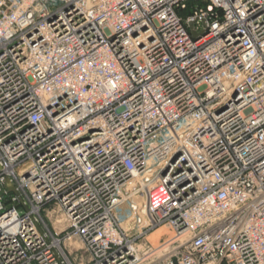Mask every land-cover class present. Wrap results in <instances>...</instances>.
<instances>
[{
	"label": "built area",
	"instance_id": "1",
	"mask_svg": "<svg viewBox=\"0 0 264 264\" xmlns=\"http://www.w3.org/2000/svg\"><path fill=\"white\" fill-rule=\"evenodd\" d=\"M0 191V264H264V0H0Z\"/></svg>",
	"mask_w": 264,
	"mask_h": 264
},
{
	"label": "bare ground",
	"instance_id": "2",
	"mask_svg": "<svg viewBox=\"0 0 264 264\" xmlns=\"http://www.w3.org/2000/svg\"><path fill=\"white\" fill-rule=\"evenodd\" d=\"M137 202L139 204L143 203V199L141 196H137L136 198ZM149 237V236H148ZM151 245L150 247L143 248L139 251H142L141 258L139 257V251L134 248L136 261L133 264L138 263L139 261H145L146 257H152V256H163L167 252V247L169 246V241L173 239L174 236H172V233L167 228H159L157 229L153 234H151ZM145 258V259H144Z\"/></svg>",
	"mask_w": 264,
	"mask_h": 264
},
{
	"label": "rangeland",
	"instance_id": "3",
	"mask_svg": "<svg viewBox=\"0 0 264 264\" xmlns=\"http://www.w3.org/2000/svg\"><path fill=\"white\" fill-rule=\"evenodd\" d=\"M120 213V215L121 216H124V215H126V210L125 209H123V211H121V212H119ZM123 213V214H122ZM163 228H167L171 233H172V236H174V233H173V231L171 230V229H169L168 227H166V226H162ZM161 228V227H160ZM159 229V228H158ZM157 230V229H156ZM156 230H154V231H152V232H150L149 234H147L144 238H142V239H137L136 241H135V248L139 251V250H141V249H145V248H147V247H150V245H151V234H153ZM132 232V231H131ZM133 235H136V233H132ZM149 236V237H148ZM178 246L179 244H175V245H172V246ZM72 247H75V248H77V249H80L81 247H82V244H81V242L79 241V240H73V244H72ZM170 247L171 246H168L167 247V253L166 254H164L163 256H157V255H155V256H152V257H146V260L145 261H139L138 263H136V264H158L162 259H164L165 257H167L168 256V254H169V251H170ZM139 257L141 258L142 256H141V254H142V251H139ZM75 256H76V253L74 252V254H72L71 255V258L72 259H74L75 258ZM145 259V258H144Z\"/></svg>",
	"mask_w": 264,
	"mask_h": 264
},
{
	"label": "water",
	"instance_id": "4",
	"mask_svg": "<svg viewBox=\"0 0 264 264\" xmlns=\"http://www.w3.org/2000/svg\"><path fill=\"white\" fill-rule=\"evenodd\" d=\"M189 27H190V29H192V24H189ZM192 35H193V37L196 36L193 32H192ZM6 187H7L8 191L13 192V193H16L15 188L13 187V185L11 184V182H10L8 179H7V181H6ZM2 194H3V192L0 191V196H1Z\"/></svg>",
	"mask_w": 264,
	"mask_h": 264
}]
</instances>
